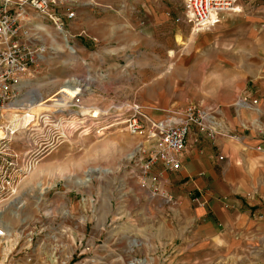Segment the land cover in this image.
Returning a JSON list of instances; mask_svg holds the SVG:
<instances>
[{
	"label": "crops",
	"instance_id": "obj_1",
	"mask_svg": "<svg viewBox=\"0 0 264 264\" xmlns=\"http://www.w3.org/2000/svg\"><path fill=\"white\" fill-rule=\"evenodd\" d=\"M69 8L75 10L76 18H63L62 23L75 47L69 44L65 32L59 33L64 35V47L72 59L79 58V53L89 54L93 44H97L98 55L104 61L119 49L129 52L157 47L171 51V45L164 42L177 44L186 39L190 26L183 21L182 0H75ZM49 37V43L58 49L56 39L50 34ZM198 37L206 48L198 53L201 58L193 65L210 71L203 70L197 83L194 79V86L184 85L185 90H195L191 96L181 95L173 103L186 106L195 101L209 110L211 115L205 125L214 136L192 126L180 157V169L170 170L162 162L156 163L145 176L144 191L158 190L165 198V207L178 211L177 216L168 217L169 224L177 226L179 232L166 247L178 251L180 264H264V0H244L241 13L224 14L214 29ZM242 98L258 100V109L251 104L238 106ZM107 138L116 143L113 156L125 167L121 173L127 172L130 183L138 190L135 166L143 165L148 153L138 152L134 161L131 155L139 144L148 147L147 143L116 131ZM60 149L40 165L45 172L62 153H67L66 158L72 156V151L68 153L71 147ZM44 173L37 176L42 179L38 186L50 184L53 190L62 182ZM154 176L158 178L156 182L152 181ZM137 195L125 197L138 203ZM117 197L114 192L100 195L103 209L95 218L96 225L88 220L90 234L106 231L112 217L108 207L116 206ZM149 199L148 205L155 207ZM67 205L73 212L81 207L68 198Z\"/></svg>",
	"mask_w": 264,
	"mask_h": 264
},
{
	"label": "rangeland",
	"instance_id": "obj_2",
	"mask_svg": "<svg viewBox=\"0 0 264 264\" xmlns=\"http://www.w3.org/2000/svg\"><path fill=\"white\" fill-rule=\"evenodd\" d=\"M243 1L240 2L241 7ZM30 19L33 23L32 35L48 51L45 60L31 71V79L14 103L1 111L4 117L2 126L9 124L14 115L28 116L56 106L55 94L72 79L84 83V104L95 112L135 100L154 119L170 120L178 117L188 105L178 106L173 102L181 95L191 96L195 92L193 89L185 90L184 85L194 86V79L197 83L203 70L210 71V68L193 65L201 58L198 53L206 47L200 45L198 36L202 32L193 34L191 26H187L186 39H180L177 44L164 42L171 45V51L157 47L148 51L125 52L119 49L113 57L104 61L98 55L97 44H93L86 56L79 53V58L72 59L64 47V35L59 33L49 16L31 12ZM43 28L56 39L58 49L49 43V34ZM68 42L73 46L69 37ZM180 54L184 57L179 59ZM180 62L184 64L183 67H180ZM233 68L236 69L235 66ZM182 73L185 76L180 78ZM184 81L185 84L182 83ZM65 90L73 91L74 88L67 85ZM38 97L43 99L39 100ZM111 131L129 134L122 128H112L102 137L74 134L71 141L63 145L72 148L68 150V153L72 151L71 157L66 158L67 153H62L59 160L45 172L40 165L50 161L55 151L33 173L25 177L17 175L11 189L0 191V210H4L3 215L6 216L3 219L16 230L10 242L7 236L0 241V263L180 264L178 251L166 247L167 242L179 232L178 227L171 226L168 220L169 216H177V209L165 207L162 193L154 195L152 191H144L147 188L142 187L145 176L143 165L135 166L139 176L138 190L130 183L127 172L121 173L125 167L122 168L113 156L116 143L107 138ZM28 144L25 134L20 135L18 141L5 143L10 148L6 153L16 155L18 164L22 165ZM7 158L0 154V166L6 165ZM135 158L136 155L131 161ZM104 170L109 172L105 173ZM44 172L49 178L56 177L62 182L53 190L50 184H44L42 187L46 193L42 194L38 186L42 179L37 176ZM88 177H91L90 182L80 186V179L88 180ZM111 192L118 197L116 206L108 207L112 217L106 224V231L92 235L87 231L90 225L88 220L91 219L93 225L97 224L95 218L103 209L99 197ZM131 194H138V203L129 202L125 197ZM67 198L81 205L78 211L73 212L68 208ZM148 199L153 200L155 207L148 205ZM21 202L24 205L18 208ZM13 212H19V218L10 216ZM87 247H91V251H87Z\"/></svg>",
	"mask_w": 264,
	"mask_h": 264
},
{
	"label": "built area",
	"instance_id": "obj_3",
	"mask_svg": "<svg viewBox=\"0 0 264 264\" xmlns=\"http://www.w3.org/2000/svg\"><path fill=\"white\" fill-rule=\"evenodd\" d=\"M74 1L0 0V130L4 128L7 136L0 139V154L8 156L6 165L0 166V191L11 189L17 175L25 177L33 173L48 155L69 143L74 134L102 137L112 128H122L130 135L142 138L148 147L141 143L134 151L136 154L148 153L142 167L145 176L158 162H162L170 170L180 169V157L186 148L192 126L197 125L208 131L209 136H214V132L205 125L211 115L210 111L196 103L188 104L178 117L170 120L154 119L135 100L96 113L84 104L86 89L81 81L73 84L76 88L75 95L63 92L61 88L54 96L56 106L33 113L30 125L24 129V133L19 134V130L10 122L2 126L4 117L1 111L14 103L22 88L31 79V71L45 58L48 51L44 45L36 42L37 39L31 33V10L39 15L49 16L57 29L65 31L62 19L76 18L75 10L69 8ZM182 1L185 8L183 21L191 26L193 34L214 29L226 13L242 12L240 0ZM65 35L68 39L67 34ZM250 104L257 108L258 100L250 102L242 98L237 103L240 107ZM27 108L30 110L29 106ZM23 134L29 144L22 157V165H19L16 155L6 153L10 148L5 143L13 142L17 136ZM145 176L142 187L147 186ZM157 180V176L152 177L153 182ZM158 192L155 190L153 194ZM3 213L4 210H0V216ZM4 237L5 229L0 224V240ZM86 250L91 251V247ZM0 264H6V261Z\"/></svg>",
	"mask_w": 264,
	"mask_h": 264
},
{
	"label": "bare ground",
	"instance_id": "obj_4",
	"mask_svg": "<svg viewBox=\"0 0 264 264\" xmlns=\"http://www.w3.org/2000/svg\"><path fill=\"white\" fill-rule=\"evenodd\" d=\"M241 7V6H240ZM58 31H60V32H65V31H61V30H59V29H57ZM66 34V33H65ZM46 58V57H45ZM45 58L43 59V60H45ZM76 82H78V81H76ZM69 84H71V87H73V84H75V83H66L63 87H62V89L63 90H61V91H66V92H68V93H70V94H72V95H75V90H76V88L75 87H73L74 88V90L73 91H67V90H65V86L66 85H69ZM45 103V102H44ZM45 105V104H44ZM37 106H40V105H37ZM99 111V110H98ZM96 113H98V112H96ZM33 114V113H32ZM32 114H29L28 116H26V115H23L22 117H19L18 115H14L12 118H11V120H10V123L11 124H13V126H14V128L15 129H17V130H19V134H22V133H24L25 131H24V129L28 126V125H30V122H31V117H32ZM35 114H37V113H35ZM23 129V130H22ZM20 136V135H19ZM19 136H17V138H16V140L18 141V139H19ZM7 136H6V131L4 130V128H2L1 130H0V139H4V138H6ZM134 154L135 153H132V155L131 156H134ZM94 170H92V171H90V173L91 172H93ZM34 172V171H33ZM89 179L88 180H81L80 179V181L78 182L79 183V185L80 186H82V185H86L87 184V182H90L89 180H91V177H88ZM39 185V184H38ZM39 188L41 189V192L40 193H46L45 192V189L42 187V185H40L39 186ZM23 202H21L19 205H18V208H21V207H23ZM12 208V207H11ZM13 208H14V206H13ZM10 209V208H9ZM16 210V209H15ZM12 212V211H11ZM11 215L10 216H13L15 219L16 218H19V212H13V213H10ZM3 218H6V216L5 215H1L0 216V224L4 227V229H5V237L7 236L8 237V242H10V239H12L11 237H12V235L13 234H16V230H13L12 228H11V223L10 222H6ZM23 236V235H22ZM4 237V238H5ZM3 238V239H4ZM3 239H1L0 241H2ZM30 240V239H29ZM13 242V241H12Z\"/></svg>",
	"mask_w": 264,
	"mask_h": 264
}]
</instances>
